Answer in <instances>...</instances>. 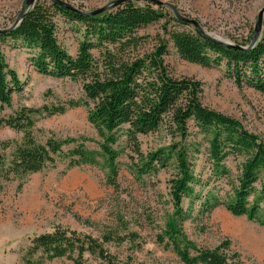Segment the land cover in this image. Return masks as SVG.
Listing matches in <instances>:
<instances>
[{"label":"trees","instance_id":"16d2710c","mask_svg":"<svg viewBox=\"0 0 264 264\" xmlns=\"http://www.w3.org/2000/svg\"><path fill=\"white\" fill-rule=\"evenodd\" d=\"M138 1L128 0L90 16L49 0H36L30 9L25 7L18 26L0 32V43L10 38L20 46L33 49L29 60L38 73L79 80L83 90V96L77 99L40 107L21 106L8 116H0L1 125L22 134L19 140L0 142V192L13 180L19 181L17 190H20L29 173L54 165L62 147L70 144L74 147L68 152V167L97 164L101 157L107 163L108 183L116 188L115 160L119 152L113 146L118 139L123 135L130 150L141 155L138 135L166 126L172 136L180 139L182 146L177 149L172 144L167 153L160 155L175 159L177 174L170 182L174 217L166 221L157 242L172 251L180 264H238V255L231 252L228 239L214 247H201L182 232L181 199L193 193L192 186L196 182L183 141L191 127L206 136L211 169L220 177L230 175L225 164L229 157L241 158L239 173L230 182L231 198L224 205L232 215L249 218H254L259 210L256 200L249 203L257 181L259 192L264 194V142L237 119L203 105L201 83L194 78L172 76L164 55L170 41L180 58L203 66L222 64L225 75L235 85L264 94V29L252 48L242 49L208 39L196 27L190 31L164 27L167 39L163 37L152 49L145 50L140 48L143 38L138 36V28L162 18L185 23L178 20L172 10L167 12L165 5ZM58 14L84 25L85 39L78 43L75 55L58 43L54 20ZM8 27L0 26V29ZM252 33L253 27L240 41L231 42L246 46ZM21 89L0 46V109L9 106L12 93ZM78 106L87 108V121L95 129L98 140L58 138L52 134L39 138L38 133L42 132L36 126L39 118L62 114ZM88 141L95 142L97 150L88 149L85 145ZM149 158L160 160L156 153ZM213 201L211 208L220 204L216 199ZM124 242H129L134 250L141 249V239L135 231L119 233L109 228L95 237L56 225L51 232L40 233L30 240L24 263L43 264L64 257L74 264H90L85 258L89 255L101 264H132L131 257L121 260L106 247L109 243Z\"/></svg>","mask_w":264,"mask_h":264},{"label":"rangeland","instance_id":"374dc122","mask_svg":"<svg viewBox=\"0 0 264 264\" xmlns=\"http://www.w3.org/2000/svg\"><path fill=\"white\" fill-rule=\"evenodd\" d=\"M24 0H0V26H10ZM88 11L100 8L112 0H62ZM196 19L206 33L228 41L240 39L253 27L264 0H160ZM142 3V0L138 1ZM167 12L171 8L167 6ZM58 43L75 55L78 43L85 39L84 25L58 14L54 18ZM167 30H193L162 18L137 29L141 49L150 50L167 35ZM264 29V24L263 28ZM164 62L174 77H189L201 83L203 105L240 121L264 142V94L252 88L234 84L225 75L224 65L203 66L179 57L170 41ZM5 62L18 77L21 90L11 95L9 106L0 109L8 116L21 106L40 107L58 104L83 96L79 80L57 78L38 73L30 63L33 49L20 46L6 38L0 43ZM36 126L42 130L39 138L52 134L58 138L88 137L98 140L95 129L87 121V108L78 106L62 114L39 118ZM183 141L191 169L196 177L193 193L180 203L181 228L184 236L198 246L214 247L224 239L230 241L231 252L238 255V264H264V194L256 190L249 203L256 200L259 210L254 218L234 216L224 203L231 198L230 182L239 173L241 158L229 157L225 164L229 177L217 176L208 159L207 138L196 128L189 129ZM21 132L0 124V142L19 140ZM141 155L134 154L122 135L113 146L119 155L115 160L117 187L108 183V167L103 158L98 163L68 167V152L74 144L62 147L56 163L41 171L29 173L20 190L18 180L9 182L0 192V264H25L24 254L30 240L56 225L99 237L102 231L113 228L119 233L135 231L141 239V249L134 250L129 242L109 243L107 249L119 259L132 258V264H180L175 254L157 242L166 221L174 217L170 182L177 174L173 157L167 153L172 144L180 148V139L166 126L145 135H138ZM97 150L95 142L85 143ZM162 151V152H160ZM157 154L160 160L149 156ZM262 179V177H260ZM260 179V180H261ZM213 199L220 204L211 208ZM90 264H101L85 255ZM43 264H74L64 257Z\"/></svg>","mask_w":264,"mask_h":264},{"label":"water","instance_id":"95a60500","mask_svg":"<svg viewBox=\"0 0 264 264\" xmlns=\"http://www.w3.org/2000/svg\"><path fill=\"white\" fill-rule=\"evenodd\" d=\"M49 1L56 3L60 6L66 7L68 9L75 10V11L81 12L83 14L93 16V15L99 14V13H101V12H103L109 8L116 7V6L126 2L128 0H112L111 2H109L108 4H106L104 6L97 8V9H93V10L88 11V12L82 11V10L78 9V7L73 6L71 4H68L62 0H49ZM146 1H150L153 3H157V4H161V5H165V6L170 7L172 12L177 17L178 20H180L181 22H183L185 24H190L193 27H196L206 38L211 39V40L216 41V42H219V43H222V44H225L227 46H233V47H238V48H242V49L252 48L258 42V40L261 36L263 24H264V6H262L261 9L259 10V12L257 13L256 20H255V23L253 26L252 37H251L249 44L246 46H240V45H236L233 42L228 41L222 37H218L212 33H206L203 30L200 23L196 19L189 18V17L181 14L178 11V9L174 6H172L170 3L162 2L160 0H146ZM35 2H36V0H24L22 5H21V9H20L18 15L16 16L15 20L13 21V23L7 29H4V30L0 29V32H6L8 30H12L16 26H18V24L20 23V21L23 17L25 7H26V10H28L35 4Z\"/></svg>","mask_w":264,"mask_h":264}]
</instances>
